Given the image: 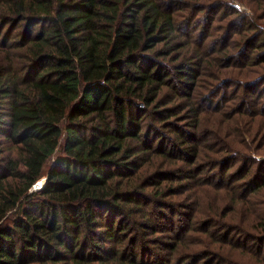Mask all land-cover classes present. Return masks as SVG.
I'll return each instance as SVG.
<instances>
[{"label": "trees", "instance_id": "trees-1", "mask_svg": "<svg viewBox=\"0 0 264 264\" xmlns=\"http://www.w3.org/2000/svg\"><path fill=\"white\" fill-rule=\"evenodd\" d=\"M239 1L0 0V264H264V0Z\"/></svg>", "mask_w": 264, "mask_h": 264}, {"label": "rangeland", "instance_id": "rangeland-1", "mask_svg": "<svg viewBox=\"0 0 264 264\" xmlns=\"http://www.w3.org/2000/svg\"><path fill=\"white\" fill-rule=\"evenodd\" d=\"M235 7H237V8H239V10H246V13L247 14H249V15H251L252 14V12H251V10L249 9V7H248V9H247V6H246V4H244V3H242L241 1H239V0H229ZM244 5V6H243ZM245 7H246V9H245ZM232 91V89L231 88H224L223 89V91L217 96V98H215L214 99V102H220V101H222V97L223 96H225L226 98H228V96L230 95V92ZM235 100H233V101H230L228 104H232L233 102H234ZM234 167H232V169H233ZM231 169V170H232ZM251 246H253V248H256V246L255 245H253V244H251ZM264 249V248H263Z\"/></svg>", "mask_w": 264, "mask_h": 264}, {"label": "built area", "instance_id": "built-area-1", "mask_svg": "<svg viewBox=\"0 0 264 264\" xmlns=\"http://www.w3.org/2000/svg\"><path fill=\"white\" fill-rule=\"evenodd\" d=\"M42 181H43V179L37 181V182L35 183V185L33 186V188H35V189L40 188V187L42 186V183H43Z\"/></svg>", "mask_w": 264, "mask_h": 264}, {"label": "water", "instance_id": "water-1", "mask_svg": "<svg viewBox=\"0 0 264 264\" xmlns=\"http://www.w3.org/2000/svg\"><path fill=\"white\" fill-rule=\"evenodd\" d=\"M43 181H44V180H43ZM43 181H42V182H43ZM34 189H35V188H34Z\"/></svg>", "mask_w": 264, "mask_h": 264}]
</instances>
